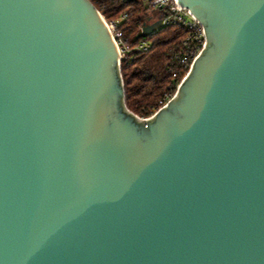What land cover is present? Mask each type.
<instances>
[{"label": "water", "instance_id": "95a60500", "mask_svg": "<svg viewBox=\"0 0 264 264\" xmlns=\"http://www.w3.org/2000/svg\"><path fill=\"white\" fill-rule=\"evenodd\" d=\"M205 47L125 106L90 0H0V264H264V0H177Z\"/></svg>", "mask_w": 264, "mask_h": 264}, {"label": "trees", "instance_id": "16d2710c", "mask_svg": "<svg viewBox=\"0 0 264 264\" xmlns=\"http://www.w3.org/2000/svg\"><path fill=\"white\" fill-rule=\"evenodd\" d=\"M106 21L119 20V30L127 42L128 51L120 60L124 86L125 106L135 116L146 118L153 113L167 95L175 94L177 86L188 73L181 57L185 52L183 41L187 31L181 26L158 27L150 34L142 28L150 16H163L161 10L146 7L142 0H90ZM140 42L150 48L138 52Z\"/></svg>", "mask_w": 264, "mask_h": 264}, {"label": "built area", "instance_id": "2783aa9c", "mask_svg": "<svg viewBox=\"0 0 264 264\" xmlns=\"http://www.w3.org/2000/svg\"><path fill=\"white\" fill-rule=\"evenodd\" d=\"M142 2L148 8L161 10L163 12L160 27L170 25L181 26L187 31V38L183 41V46L186 50L181 57V64L183 65V68L190 69L194 60L199 56L202 49L205 47V33L201 24L196 20V18L190 13L188 9L181 7L178 4L177 0H142ZM125 19L126 15L121 16L120 19L116 21H106L104 19V23L119 53L120 60L128 51L127 42L123 39L122 34L119 30L121 22ZM149 48L150 45L147 42H140V44L137 46L138 52H145ZM173 96L174 94H169L162 101H160L159 107H157L149 117H136L139 120H148L154 114H156L159 109L166 106L167 102Z\"/></svg>", "mask_w": 264, "mask_h": 264}, {"label": "rangeland", "instance_id": "374dc122", "mask_svg": "<svg viewBox=\"0 0 264 264\" xmlns=\"http://www.w3.org/2000/svg\"><path fill=\"white\" fill-rule=\"evenodd\" d=\"M146 22V25L142 28V33L148 35L160 26L161 18L152 14Z\"/></svg>", "mask_w": 264, "mask_h": 264}]
</instances>
